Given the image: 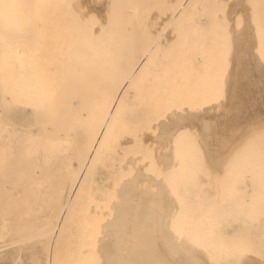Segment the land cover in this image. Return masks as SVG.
<instances>
[{
	"label": "rangeland",
	"instance_id": "1",
	"mask_svg": "<svg viewBox=\"0 0 264 264\" xmlns=\"http://www.w3.org/2000/svg\"><path fill=\"white\" fill-rule=\"evenodd\" d=\"M6 1L4 0V2H6ZM10 1H12V0H10ZM15 1L16 0H14L12 3H14ZM17 1L20 2L22 0H17ZM25 1L27 3L31 4L35 0H25ZM44 1L45 0H43L42 2H44ZM48 1L53 2V0H48ZM96 1H97V3H95ZM96 1L95 0H92V1L91 0H88V1L87 0L86 1L85 0L84 1L83 0L82 1H80V0L79 1L69 0V2H68V0L67 1L61 0L60 2L63 4L66 2L70 4L72 2L71 4L74 5V8H73L74 10L73 9L72 10L78 11L80 13V16H83L85 20L88 18L87 19L88 21L86 20V22H89L90 24L92 22L99 21V20L107 22V24H108V25L106 24V30L107 31H105L106 34H104V36L107 35L109 42L107 41V37L106 38L103 37L105 42L106 41L107 42H106V46H105L104 52H103L104 56L102 55L103 58L102 57L101 58L104 59V61L107 60L105 62V65L107 68H109V67L111 68L109 78L114 74L113 68L121 67L125 63V61L127 60L126 58H128V59L134 58L135 60L136 59H142V60L145 59L144 63H146L147 66L145 65L144 68L142 69V71H140L139 73H137L135 75V77H133V86H135V88H133V87L131 88L132 90L130 91V94L128 97L129 101H127V103L125 104L124 109H123L121 115L119 116V119L117 120L116 124L113 126L112 132L109 133L107 139L105 140V143L101 149L100 157H99L98 161L95 163V165L93 167L94 169H92L91 174L89 175V179L87 182L88 184H87L86 188L84 189L82 196L79 198V201H77L74 204L73 209H72L73 213L71 214V217L67 221L65 228H64V231L59 236L58 241L55 240V239H57L56 238V232H57L56 224H57V221L58 220L61 221L64 214H66L68 207H69L67 204V201L70 198V195L72 194V192L70 189L66 188L62 194L63 196L58 199L59 201L57 200L58 206H56L57 201H55V196H53V195L55 194L56 183L59 182L60 180H62L63 177L65 176V171L67 168L66 167V159L64 157H61V156L58 157V155H57L55 157V159L53 157V160L50 158L51 161L49 162L50 159L48 157L50 156V150L47 147H45L46 144L45 145L42 144V141H40L41 142L40 145L37 143V141H39V139L40 140L42 139L40 137V135L41 134H42V136L44 135V129L41 126L42 125V119H41L40 115L34 113V111L32 110L31 107H11V108L4 110V112L7 116V119L11 124V126L7 125V126L1 128V130H0V133L2 132L1 135L3 136V137L0 136V140H2V141H0V146H5L9 151V156L6 158L5 162H8L10 164H7L8 165L7 166V165H4V163H5L4 162L3 165L0 166V173L2 171V174L0 175V180L5 178L4 180H1V181L2 182L6 181V183H4V184H6V186L4 185L5 189H7L6 192L9 191V188H10L9 186H7V181H11L12 178L14 181L17 179L21 180V179L17 178L18 176L12 177V175H8V173L12 174L14 172L13 170H11V172H8V170L10 171V168L13 167L12 165H15V162L18 161L17 160L18 157H19V159H22V158L26 159L27 158V161H29L28 163L30 165H32V163H33V165L37 163V165L40 168H38L34 173H32L31 171L30 172L27 171L28 169L26 170L27 173L25 175L31 173L27 176H30V175L31 176L33 175V176L30 179L28 177L29 181L26 180L27 177L25 175L24 176L26 178L22 177L23 180L20 181L19 183H20V185H22L23 189L20 186H18L19 184L16 185L17 183L12 182L15 184V188L13 187V190L16 189V187L18 186L17 190H14L15 192H11V191H13L12 187L10 188L11 191H9L11 193L10 197L13 194H14L13 197L14 198L16 197V199H13L14 204L12 201H10V197H8L9 199L7 198V195H6V199L8 201H5V198H4L5 195H3V189L4 188L0 187L1 188L0 212L2 211L0 213L1 214L0 215V233H1L0 234V238H1L0 239V264H95L96 258H98V260H99L96 262L100 263V259H102L101 256L103 254L98 251L99 252L98 256L100 255L101 258L98 257L96 254L98 249H94V251L92 250L93 252L92 251L91 252L86 251L89 254H85L86 252L83 251V248H80L83 245V243H82L81 234L79 233V222L77 220L76 211L79 210L81 206H86L87 204L92 205V203L95 204L97 201L92 202V200L95 199V200L99 201V199H101L102 197L109 198V199H111V201L118 202L120 199L122 201V197L120 195L119 188L120 189L122 188V184H123L122 182H124V179L126 180L129 176L132 175V173L130 175V172H129L128 176L126 174V178H125V173H127L128 171L121 170V166H122V164L125 163V160H127L128 156L129 157L131 156L132 158L135 157V159H137L138 157H139V159L141 158L140 160L139 159L136 160L135 163L138 165L140 164V166H136V167H138V168L143 167V169L142 168L141 169H142V171H144L146 169L144 172L145 175L149 174L146 177L149 180L146 179L144 181V179L140 180L142 178H139V180L142 182L138 181L137 184L138 185L140 184L141 185L140 187L142 189H140V187H137V184H136V187L139 188V190L137 189V191L139 193H135V195L136 194H138V196L145 195L148 198L147 201H148V203H150L149 207H151V209H150L151 213H152V210H154L153 213H155V212L157 213L160 211L159 210L161 207L160 203H162L161 202L162 200L164 201V199H165V198H163L164 195H165L164 197H166V198H168L171 195V197L174 199H171V197H170L169 200L170 199L174 200L177 204V209H176L177 212L173 216L170 215L169 216L170 218L165 217L166 218V223H165L166 227L163 226L164 231H165V228H166V230H167V228H168V230H170L169 228H171L172 230H174L175 228L181 229L185 225H187L188 227H191V230H192L191 232L193 235H195V240L200 241L203 244H206L207 242H209V245H210L209 248L206 249L205 247L199 246V247H197V249L200 248V250H202V251L205 249L209 251V253L211 255L210 261L215 262V263L211 262V264H220L222 262H223L222 264H237V263L238 264H244L245 262L246 263L248 262L247 264H255V263L256 264H264V171H263L264 170V120H263L264 118L262 119L263 122L258 121L259 119H260V121H262L261 117H264V115L263 116L261 115V113H264V111H262V109H264V106L262 104H264V103H261L263 100V97H264V94H263L264 93V49H263L264 48V0H220L222 2V4L219 0H216V1L215 0H195V1L194 0H191V1H189V0L188 1L187 0H177L176 1L175 0V2H173L174 0H170V1L169 0H143V1L142 0H127V1L126 0H108L109 2H107V0H101V2H98V0H96ZM104 1H105V3L103 4L102 2H104ZM110 1H111V3H110ZM135 1H136V3L134 5ZM88 2H90V3H88ZM166 2H167V4H166ZM168 2H170L171 4H169ZM184 2H185V4L192 2L191 5L189 3L188 7H190V8H187V11L184 13V16H182L181 18L176 19L174 21L168 22L167 18L171 14V11L172 10L178 11L180 7L185 6ZM196 2H200V3H196ZM217 2H219V3H217ZM93 3H95V4H93ZM108 3H110V4H108ZM195 3L197 4V7H196ZM213 3L215 6L213 5ZM88 4H90V6ZM101 4L104 6V7L102 6L103 8L101 7ZM106 4H108V5H106ZM79 5H81V6H79ZM91 5L92 6L94 5L93 8H97V11H96V9L95 10L93 8L91 9V7H92ZM96 5H97V7H96ZM98 5L100 6V8L103 11H106L108 6H109L108 10L111 7L110 8L111 11L107 10L109 17L106 14L107 12L100 11L101 9L98 7ZM131 5L132 6L134 5V7L136 6V8H134V7L132 8ZM237 5H238V7H237ZM88 6L90 8H88ZM81 8L84 11L80 10ZM137 9H138V12L136 11ZM168 9H171V11ZM202 9H203V11H202ZM89 10H90V12H89ZM98 10H99V14H101L100 16H98L99 14H97ZM148 10H149V12H148ZM112 11H114V12L117 11V13L112 14L111 13ZM142 11H143V13H142ZM167 11H169V12H167ZM173 11H172V13H173ZM128 12H129V16L127 15ZM234 12H236V13L234 14ZM89 13H90V15L93 14V15H91L92 18L91 17L89 18V16H90ZM191 14H192V16H191ZM106 16H107V18H109L108 20H107ZM113 16H115V17L113 18ZM120 16L122 18H120ZM189 16H191V17L189 18ZM216 16H218L217 19H216ZM93 17H95V20L93 19ZM96 17H98V18H96ZM110 17H112L113 20ZM160 18H161V20H160ZM89 19L91 21L92 20L93 21L90 22ZM230 19H232V20H230ZM109 20L111 22H109ZM154 20H156V21H154ZM113 21H114V23H112ZM121 21H122V23H121ZM126 22H127V24H124ZM155 22H156V24H155ZM166 22H168L167 23L168 25H166ZM152 23H153L154 27H153V25H149ZM109 24H111V25H109ZM120 24H121V26H120ZM116 25H118V27ZM164 26L165 27L168 26L169 32H167V33L169 35H167V33H166L167 29L165 30V35H164V30H162V27H163V29H165ZM187 26H189V27H187ZM108 27H110V29H108ZM177 27H178V30H177ZM116 29H118L119 31ZM121 30H123V31H121ZM123 32H124V34H123ZM110 35H111V37H110ZM115 35H116V38H115ZM167 37H169V39ZM117 38H118V40H117ZM113 39H114V41L112 42ZM149 39H150V41H149ZM174 39H177V40H174ZM164 40H166V41H164ZM170 41H173V43H175V44L173 45L172 42L170 44ZM113 44H115V46H113ZM153 45H154V47H153ZM151 46H152V48H151ZM150 50H151V52H150ZM124 51H125V53H123ZM256 51H257V53H256ZM148 52L151 53L150 54L151 58L149 57L150 59L145 57L146 56L145 53L148 54ZM126 55H128V56H126ZM143 55H144V57H143ZM258 55H259V57H258ZM121 57H122V59H121ZM262 57H263V59H262ZM108 58H109V61H108ZM169 58H171V60L167 61V59H169ZM148 60H150L151 62L149 63ZM162 60H164V61H162ZM170 62L173 63V65H171ZM110 63H111V65H110ZM184 63H185V65H184ZM169 64L171 66H169ZM183 69H189V70L185 71ZM187 71H189L188 75H187ZM142 76H143V79H142ZM238 79L240 80L239 83L243 84L242 88L244 91L243 95H242L244 102L242 101L241 103L236 102L237 101L236 96H237V91H238V89H237V80ZM138 80L139 81L142 80V81H140L141 83H139ZM177 83H180V84H178L180 87H177V85H176ZM193 83H194V85H193ZM169 85H171V86H169ZM191 85H193V86L191 87ZM183 86H187V87H183ZM191 88H192L194 93L191 91ZM134 89H136L135 93H137V91H139L141 89V91H140L141 94L137 93V95H134V97H133L132 95L134 94V91H133ZM186 90H189V93L191 91L193 93V96L187 95ZM210 91H214L216 93L215 101H217V102L213 101L214 102L213 103L214 105H212L213 109H211V107H205V106L202 107L201 106L203 103V99H204L203 96L208 94ZM175 93L180 95V98H181V96H183L181 99L179 98L180 101L178 100L179 101L178 103L180 105L182 103H184L185 107L183 106L181 108V106H178V107L173 108V107H170L169 105H166L165 107L157 106V105H159V104H156V101L158 99L165 97V95L169 96V95L175 94ZM148 94H149V96H148ZM139 95H140V97H139ZM143 96H145V97H143ZM195 96H197V97H195ZM132 97H133V100H132ZM185 97H187V98L190 97V98L185 99ZM145 98H147V99H145ZM188 101H189V103H188ZM215 105L217 107H214ZM129 107H131V108H129ZM132 108H133V110H132ZM176 108H177V110H178V108L179 109L181 108L180 110H178V112L180 111V112H184V113L179 114L178 112H175V114H174L173 109L176 110ZM188 108H189V110L193 108L190 111V113L193 112V113H191V115L187 111H184V110H187ZM207 108H210V109H207ZM204 109H206V111H204ZM207 110L210 111L209 112L210 114H211V112L213 113L212 116H214V117L210 116L212 118V120L210 117L208 119L206 118V120L200 118V116L203 117L202 114L204 112H207ZM171 111H173V113H171ZM185 112H187V113H185ZM201 112H202V114H199ZM167 113L170 116L173 114V116H171L172 120ZM194 113H195V115H193ZM215 113H216V115H215ZM163 114L165 115V117L169 116L170 119H167L168 117L165 118ZM175 115H178V116L175 117ZM182 115L184 118L186 117L185 120H184V118L181 117ZM192 115L194 117L197 115L196 117L197 118L199 117L201 120L198 118L199 121L197 119H195V122H194V120H193L194 117H192V119L189 120V118H191ZM260 115H261V117H260ZM173 117H175V118H173ZM180 118L182 119V121L184 120L183 121L184 123L180 122L181 121ZM147 119L149 120V122ZM173 119H175L174 120L176 122L175 124H173L174 123ZM248 119H250V121H247ZM139 120H141V122H139ZM152 120H155V121L152 122ZM164 120L167 121V124ZM169 120H171V121H169ZM177 120H180L178 122L183 124V126L184 125L187 126L188 123L191 124L193 122V125L191 124L190 126H187L186 128L187 129L191 128L192 132L195 131V133L194 132L192 133L191 130L190 131L186 130L185 126H184L185 130H184L183 126L178 124ZM187 120H189L191 123L188 122ZM202 120H203V122H202ZM163 121H164V123H163ZM185 121H187V122H185ZM246 121L252 127H250L248 124H246L247 123ZM254 122H256V123L253 125L252 123H254ZM150 123H151V125H150ZM161 124L163 125V128H161L162 127ZM177 124H178L177 127L182 126V129L184 131H181V128H178V129L175 128L176 134L179 131L183 132L182 135H184L185 131H186V133L189 131L191 133L190 135L193 134L191 136L190 140L186 139V141H187V143H189L188 141H191V143L192 142L194 143V140H195V144L192 143L195 147L194 148L195 152H194V150L191 152V149L193 148V147H191L192 146L191 143L189 144V145H191L190 148L187 146L190 150L185 147L186 141L184 138L181 139L179 137V139L181 140V142L183 144H181L180 142L177 143V147H179L178 149H180V146H178L179 144L182 146L184 145V148L187 149L186 153L187 152L192 153L191 156H189V153H187L185 155L183 152H181L182 149L185 150L182 146H181L182 149L180 150V152L177 151V153H174V150H173L174 147H171V145H170L171 143L173 144L174 142L180 141V140H177V137L179 135L181 136V133H179V135L177 134L178 135L177 137L175 135L176 141H174L175 140L174 139L172 142L173 138L171 137V135L174 137V134H175L174 133L175 131L174 130L172 131L171 129H173V126L177 125ZM133 125H135V126H133ZM170 125L171 126L173 125L171 127V129L168 127ZM39 126H41V127H39ZM192 126H193V129H192ZM247 126L250 127V129H248ZM166 127H168L169 129ZM246 127L249 131L246 129ZM21 128H23V129H21ZM30 128H33L34 130L32 129L33 131L31 132ZM138 128H139V130H138ZM38 129H40V130H38ZM150 129H152V132H154V135L152 132H150L151 131ZM36 130H37L38 134L42 132L39 135V139L37 138L38 136H37ZM145 130H146V133H145ZM26 131H29V134L26 133ZM148 131H149V133H148L149 136L147 135ZM34 133H36L35 136H37V137L33 138V137H31V135L34 136ZM5 134H7V135H5ZM144 134L148 136L147 137L148 140H146V143L148 144L147 146H146V143L144 144V137H146V136H144ZM155 134L157 136L156 137L157 139L155 138ZM151 135L153 136L152 138L150 137ZM186 136L188 137L189 135L186 134L185 137ZM193 136H194V138H193ZM138 137H139V139H138ZM149 137L151 139H153L154 141L157 140L159 142V140H160L159 143L156 142L157 145H154V147L159 146V148L157 147L158 149L154 150L155 148L152 147L151 145L155 144V142H153ZM170 137H171V139H170ZM128 138H131L133 140V143H132L133 145L131 144L127 147L122 146V142H124ZM31 139L32 140L34 139V140L32 141ZM149 139H150V142H153L152 144H149ZM35 140H37L36 143L34 142ZM166 140H170V141L169 142L167 141L166 145H167V143H168V145L164 146ZM135 141H136V143H135ZM161 143L162 144L164 143V144L161 146V145H159ZM175 145H173V146H175ZM227 145H229V147H231V149ZM163 146H164V148H163ZM226 146H227V148H226ZM25 147H26V149H25ZM42 147L47 148L48 152ZM160 147H162V148L160 149ZM166 147L167 148L169 147V148L167 149ZM224 147L229 151H227V152L224 151V150H226ZM20 148H22V150L23 149H25V150L20 151ZM213 148H214V150H213ZM150 149H153L151 152L153 154V156L150 154ZM166 149H167V152H165ZM218 149L221 152L222 151L226 152L225 156H227V157L224 156L223 152L221 155V153L218 151ZM220 149H223V150H220ZM43 150L45 151L44 154H46V152H47L48 157L46 155H43V152H44ZM168 150H170V153L172 152V156L174 154H176V156H174V157L177 158L178 163L181 159H183L184 161L186 159H189L188 161L186 160V163L189 164L188 165L189 167L186 166V168H188V169L192 166L193 159L195 160V158L199 156L194 161V163H197V164L195 165L193 163V165H195V175L194 176H196V173H200V175H202V174L205 175L206 173L209 172L208 174L210 175V177L208 179L213 178V180H209V185H210V181H217V180L219 181V179H221V178H222L221 180L224 182L223 179L225 177L223 178V175H227V174H225V168H226V170H227V168H229L228 169V176L229 177H228V179H227V177L225 178L226 182H224V184L222 183V181H220L221 182L219 184L220 186H218V184L216 182H214V183H216V186H218L216 189L217 191L221 190V187L222 188L224 187L222 190H224L225 192L224 191H218V193H217V191L214 189V188H216V186L214 187V185H215L214 183H212V185H210V187L212 186L211 188H213L212 191H210L211 188L209 187V185H207L206 189H203V188H205V187L202 188L203 184L205 185L206 184L205 182L208 183V180H205V179H207V177L204 179L201 176H199V174H198V176L200 178H198L196 176L198 179H201V180H199V183L197 181L198 179L195 177V186L193 185L190 187H186V185H184L185 183H183V181H181V179L179 181L177 180V178L182 177L183 173L180 172L181 174L176 175V173H177L176 172L175 174H171L172 171L170 169H167V164H169L170 162L172 163V161H167L166 159H164V158H167L164 156L166 153L169 152ZM218 152H219V154H218ZM251 152H252V154H251ZM162 153H163V157L161 156ZM211 153H213L212 155H214V154L215 155L211 156ZM20 154H21V157L23 154L25 156H23L21 158ZM193 154L196 156H194ZM217 154L220 156V157H217V161L219 160L220 165L218 163H216V161L214 160L216 158ZM149 155H151V156H149ZM166 155L168 156V154H166ZM178 155H179V157H178ZM181 155L182 156L185 155V157H182ZM14 156H15V158H14ZM45 156L48 160V163H47V161H45L46 160ZM169 156H171V155H169ZM158 157L160 158V160ZM209 157H211V159H209ZM213 157H214V159H212ZM221 157L223 158L224 161L222 159H219ZM161 158L164 159V161L161 160ZM25 159H24V161H26ZM144 159L146 161V165H147V163H149L147 166L144 163L145 162ZM157 159L159 160L158 161L159 163L157 162L158 164L156 163ZM178 159H180V160H178ZM43 160H44V162H43ZM190 160H192V161H190ZM209 160H211L213 162H211ZM160 161L161 162L163 161L162 166L164 165V167L166 168L165 170L163 169L162 166L158 167L159 164L161 165ZM220 161H222L224 163V164L222 163L224 165V167H221ZM12 162L14 164H12ZM40 162L43 164L47 163L46 166L48 165V167L43 169L42 168L43 166H42V164H40ZM165 162H166V165L164 164ZM209 162H211V163L209 164ZM45 164H44V166H45ZM156 164H157V166H156ZM208 164L210 166H211V164H214V167H215V165L218 164L216 166L218 168L217 169L215 168L216 169L215 171L217 172L219 167H221L220 168L221 170L219 169L217 174H216V172L213 171L214 167L213 166L209 167ZM9 165H11V166L9 167ZM198 165H199V168H198ZM239 165L241 166V168ZM3 166H6V169L5 168L2 169ZM200 166H201V168L203 167L202 168V171H203L202 174H201L202 171L200 170L201 169ZM233 166H234V168H233ZM244 166L246 169L243 168ZM249 166H250V168H249ZM14 167H13V169L16 170L15 171L16 174H13V175H17V173H18L17 170H19V169L18 168L15 169L16 167L15 168ZM157 167L161 171L160 175L162 174V172H163V174L165 173L164 175L162 174L164 177L162 175H161V177H159V178L163 177V179H161L163 183L158 178V176H160V175L157 176V174H159V171L158 172L156 171ZM210 168H211V170L213 169L212 170L213 173H211L212 171H210ZM136 169L134 170V172L136 171ZM161 169H163L165 172ZM241 169H244V172ZM42 170H44L46 173ZM177 171H178V169H177ZM183 171L186 172L185 168ZM38 172L39 173L41 172V174H39ZM153 172H154V174L152 175ZM156 172H157V174H156ZM42 173H43V175H42ZM218 174L220 175V177L218 176L217 177L218 179H217L216 175H218ZM253 174H254V177L257 179V181L253 179ZM3 175H5L4 178H3ZM151 175L153 177H155V178L152 177L153 180L155 179L154 181L150 180ZM165 175H166V177H165ZM178 175H179V177H178ZM245 175H246V177H245ZM149 176H150V178H149ZM238 176L241 177L242 179L239 178L240 179L239 180L237 178ZM33 177H34V182L30 183L31 181H33L32 180ZM14 178H17V179H14ZM156 178H158L159 180ZM214 178H216V179L214 180ZM6 179H8V180H6ZM18 180H17V182H18ZM157 180H158V182H156ZM147 181H148V183H147L148 186L152 185V187H150V189H152V192H153V189L155 190V187H154L155 184L158 185L159 182L162 183L160 186L159 185L156 186V189H157V187L159 188V189H157L159 192L155 191V192H157L156 195H154L155 192L153 194L151 193V190H149V187H146ZM2 182H0L1 185H2ZM108 182H112V186H111L110 190L107 189L105 186V185H107L106 183H108ZM168 182H169V185H168L167 189L169 188L168 189L169 192L166 191L167 189L165 190L164 187H162V185H164L166 188ZM172 182L174 185L172 184ZM252 182H253V184H251ZM141 183H144V184H141ZM8 184H9V182H8ZM10 184H11V182H10ZM14 184H12V186H14ZM201 184H202V186H201ZM32 185H33V187H30ZM113 186H115V187H113ZM172 186L174 188H172ZM200 186H201V189H200ZM25 187H27L28 190H27V188L25 189ZM160 187H161V190H160ZM175 187H176V189H175ZM218 188H220V189H218ZM5 189H4V192H5ZM22 190H23V193H22ZM142 190L144 192H142ZM205 190H206V192H205ZM24 191H25L26 195L24 194ZM164 191L166 192V194H163ZM200 191H201V193H200ZM171 192L172 193L174 192L173 193L174 195H172ZM203 192H205V193L208 192V193L205 195V193H203ZM213 192H214V194L217 193L216 197H215L218 200V201L216 200L217 202L212 199L214 197V196H211V195H214ZM220 192L223 195H221ZM245 192H246V196H248V195L249 196L244 198ZM16 193H17V195H16ZM20 193L23 194V195H21V198H20ZM158 193H161V194H159V196H158ZM219 194H220V198H218ZM231 194L233 195L232 198H231ZM238 194L240 197L238 196ZM209 195L212 198H210ZM234 195H236V196H234ZM251 195L253 197H251ZM118 196L120 197V199ZM157 196H158V198H157ZM205 196H207V198H204ZM136 197H137V195H136ZM154 197H156L157 199ZM49 198H50V200H49ZM115 198H117L118 201ZM161 198H162V200H161ZM236 198H237V200H236ZM150 199L153 200V202H155V207L152 206L153 202ZM158 199H159V201H158ZM208 199H210L211 201ZM238 199L240 202L238 201ZM11 200H12V197H11ZM121 201H119V202H121ZM209 204H211V205H209ZM88 205H87V207H88ZM207 205H209V206H207ZM236 205H237V207H236ZM4 206H6L7 208L5 209ZM17 206L20 209L19 208L17 209ZM244 206L249 207V208H246L247 211H246ZM208 207H211V209ZM212 207H213L214 211H213ZM63 208L65 209V211L63 210ZM179 208L183 211L178 212V210H180ZM242 208H244V211L240 210ZM1 209H3L4 211ZM206 209H208V210H206ZM5 210H6V214H5ZM60 211H62V212H60ZM209 211H211V212H209ZM18 212L20 214H18ZM59 212H60V214H59ZM206 212H208V213H206ZM213 213H214V215H213ZM175 215H177V216H175ZM206 215H208V216H206ZM165 218H164V220H165ZM225 218H227V219H225ZM23 219H26L27 222H25V220H23ZM53 219L55 220V222ZM170 219H171V222H170ZM210 219H212V220H210ZM15 220L17 222H15ZM28 220H30V221H28ZM164 220H163V225H164ZM175 220H176V222H174ZM206 220H208V221H206ZM51 222H53L54 224L53 223L51 224ZM168 222H169V225L167 224ZM183 222H185L184 223L185 225L183 224ZM7 224H8V226H7ZM11 224H13V226ZM173 224H175L176 226ZM9 225H11V226H9ZM168 226H170V227H168ZM43 228H45V229H43ZM51 229H53V230L55 229L54 230L55 232ZM7 231H9V232H7ZM50 231H51V233H50ZM53 232H54L55 238L53 237ZM165 232L167 233V235H169L170 231H168V232L165 231ZM156 233H158V235L156 234L157 236H160L159 232H156ZM170 233H171V236L175 233H176V235H179V233L175 232V231H173V233L171 231ZM46 234H48V235L46 236ZM130 234H132L131 236H133L132 243H134V238H135L134 237L135 236L134 231L131 232ZM161 234L165 235V233H161ZM4 235L6 238L4 237ZM43 235H45L46 238ZM154 235H155V233H154ZM39 236H41V237H39ZM34 239H36V240H34ZM24 240L26 241V243ZM53 240L55 242L56 241L57 242L55 243V242H53ZM51 241L53 242L54 245L51 243ZM21 242H23V243H21ZM57 247H58V249H57ZM148 251H149V249L148 250L144 249V251L142 250V252H144V253H147ZM51 252H53V253H51ZM124 252H126V254H128L127 251H124ZM85 255H86V257H84ZM133 256L134 255L131 253H129V255H128L129 259H132ZM51 257H52V259H51ZM68 257H69V259H68ZM146 257H147V255H146ZM244 258L246 261L243 260ZM48 259H50V260L48 261ZM16 260H18V261L16 262ZM92 261H93V263H92ZM210 261H207L208 264H210ZM217 261H219V263H217ZM237 261H239V262H237ZM254 261H256V262H254ZM101 262L103 264V259L101 260ZM241 262H243V263H241Z\"/></svg>",
	"mask_w": 264,
	"mask_h": 264
},
{
	"label": "bare ground",
	"instance_id": "2",
	"mask_svg": "<svg viewBox=\"0 0 264 264\" xmlns=\"http://www.w3.org/2000/svg\"><path fill=\"white\" fill-rule=\"evenodd\" d=\"M13 1L14 0H12V1L7 0L6 2H4V0H0V130H1V128L5 127L7 125L11 126V124L8 121L7 116H6L5 112H4L5 109L11 108V107H31L32 110L34 111V113H36V114L41 116V119H42V125L41 126L44 129V135L43 136L41 134L42 132L38 134L37 130H36V132H37V136L38 137L35 136L36 133H34V136H32L30 134L31 137H33V138L37 137L38 139H39V135L41 134L40 137L42 139L41 140L39 139V141L35 140L34 142L36 143V141H37V143L40 145L41 144L40 141H42L43 145L46 144L45 147H47L50 150V156L49 157L47 156L48 149L45 148V147H42V148H44L47 152H46V154H44L45 151L43 150L44 151L43 155H46L49 159L51 158L53 160V157L55 159V157L57 155H58V157L61 156V157H64L66 159V167L68 169L66 168L65 176L63 177V179L56 183L55 194L53 195V196H55V201H57L60 197L63 196L62 194H63V192H64V190L66 188L70 189L71 192H72V194L70 195V198L67 201V204L69 206L68 210H67L66 214H64V216L61 219V221L58 220L57 224H56V228H57L56 238L57 239H55V240L58 241L59 236L64 231V228H65V225H66L67 221L69 220V218L71 217V214L73 213L72 209H73L74 204L77 201H79V198L82 196V194L84 192V189L86 188V186L88 184L87 182H88V179H89V175L91 174L92 169H94L93 167H94L95 163L98 161V159L100 157L101 149H102V147H103V145L105 143V140L107 139L109 133L112 132L113 126L116 124L117 120L119 119V116L121 115L125 104L127 103V101H129L128 97H129L130 91L132 90L131 88L132 87L135 88V86H133V77H135V75L137 73L142 71V69L144 68L146 63H144L145 59H143V60L142 59H136L135 60L134 58H131V59L126 58L127 59L126 61L123 59L125 61V63L121 67L113 68L114 74L109 78V74H110L111 68L110 67H109L110 69L107 68L106 65H105V62L107 60L104 61V59H102L103 58L102 55L104 54L103 53L104 52V48L106 46V42L108 41L107 35L104 36V34H106L105 31H107L106 30L107 22L100 21L99 19H98L99 21H95V22H92L93 20L91 21L89 19L90 22H92L91 24L89 22H86V20L88 18L85 20L83 16H80V13L78 11H76V10L73 11L74 10L73 9L74 5L71 4L72 2L70 4L67 3V2L63 4V3L60 2L61 0L60 1L59 0H53V2L48 1V0H45L44 2H42L43 0H35L33 3L30 4V3H27L25 0H22L20 2H18L16 0L17 2L15 1L14 3H12ZM77 1H79V0H77ZM80 1H82V0H80ZM189 1H191V0H189ZM68 2H69V0H68ZM98 2H101V0L100 1L98 0ZM107 2H109V1L107 0ZM173 2H175V0ZM88 3H90V2H88ZM95 3H97V1ZM95 3H93V4H95ZM102 3L104 4L105 1L102 2ZM110 3H111V1H110ZM110 3H108V4H110ZM135 3H136V1L134 2V5H135ZM168 3L171 4L170 2H168ZM189 3L191 5L192 2H189ZM189 3L185 4V2H184L185 6H182L180 8L178 7L179 10L178 11L176 10L177 12L175 10H174L175 12L172 10L173 11V13H172L171 9H168V10L171 11V14L167 18L168 19L167 21L171 22V21H174V20L179 19L182 16H184V13L187 11V8H190V7H188ZM196 3H200V2H196ZM217 3H219V2H217ZM108 4H106V5H108ZM166 4H167V2H166ZM221 4H222V2H221ZM88 5L90 6V4H88ZM134 5L133 6L131 5V7L133 8ZM213 5H214V3H213ZM79 6H81V5H79ZM89 6H88V8H90ZM93 6L91 7V9L93 8ZM102 6L103 5L101 4V7ZM96 7H97V5H96ZM98 7L100 8L99 5H98ZM108 7H107V10H108ZM196 7H197V4H196ZM237 7H238V5H237ZM110 8H109V10L111 11ZM134 8H136V6ZM93 9L94 10L96 9V11H97V8H93ZM80 10L84 11L82 8ZM90 10H89V12H90ZM107 10L103 11L101 9L100 11L107 12ZM136 11L138 12V9ZM202 11H203V9H202ZM148 12H149V10H148ZM167 12H169V11H167ZM111 13L112 14L113 13H117V11L116 12L112 11ZM142 13H143V11H142ZM235 13L236 12H234V14ZM97 14H99V10H98ZM106 14L108 15V12ZM89 15H90V13H89ZM91 15H93V14H91ZM91 15L89 16V18L91 17ZM100 15L101 14H99L98 16H100ZM127 15L129 16V12H128ZM191 16H192V14H191ZM191 16H189V18ZM108 17H109V15H108ZM114 17L115 16H113V18ZM217 17L218 16H216V19H217ZM96 18H98V17H96ZM106 18H107V16H106ZM110 18L112 19V17H110ZM120 18H122V17L120 16ZM93 19L95 20V17H93ZM108 19L109 18H107V20ZM160 20H161V18H160ZM230 20H232V19H230ZM114 21L112 23H114ZM154 21H156V20H154ZM109 22H111V21L109 20ZM127 22L124 23V24H127ZM168 22H166V25H168L167 24ZM121 23H122V21H121ZM155 24H156V22H155ZM109 25H111V24H109ZM149 25H153V23L149 24ZM116 26L118 27V25H116ZM120 26H121V24H120ZM153 27H154V25H153ZM187 27H189V26H187ZM108 29H110V27H108ZM166 29H167L166 33L169 32L168 31L169 30L168 26H166L165 29H163V27H162V30H164V35H165V30ZM116 30H118V29H116ZM177 30H178V27H177ZM121 31H123V30H121ZM123 34H124V32H123ZM167 35H169V34L167 33ZM103 37L104 38L107 37V41L106 42L103 39ZM110 37H111V35H110ZM115 38H116V35H115ZM167 38L169 39V37H167ZM117 40H118V38H117ZM174 40H177V39H174ZM113 41H114V39L112 40V42ZM149 41H150V39H149ZM164 41H166V40H164ZM171 42L173 43V41H170V44H171ZM174 44L175 43H173V45ZM154 45H153V47H154ZM113 46H115V44H113ZM151 48H152V46H151ZM150 52H151V50H150ZM123 53H125V51ZM256 53H257V51H256ZM145 54H146L145 57L149 58L151 53L148 52V54L147 53H145ZM126 56H128V55H126ZM143 57H144V55H143ZM258 57H259V55H258ZM121 59H122V57H121ZM262 59H263V57H262ZM169 60H171V58L167 59V61H169ZM108 61H109V58H108ZM148 61H149V63L151 62L150 60H148ZM162 61H164V60H162ZM110 65H111V63H110ZM171 65H173V63H171ZM171 65L169 64V66H171ZM184 65H185V63H184ZM183 70L186 71V70H189V69H183ZM188 73H189V71H187V75H188ZM142 79H143V76H142ZM140 81H142V80H140ZM140 81H139V83H141ZM239 82H240V80L238 79L237 80V89H238V91H237V96H236V98H237L236 102H240L241 103L242 101L244 102V99L242 98V95H243L244 91H243V88H242L243 84H240ZM178 84H180V83L176 84L177 87H180ZM193 85H194V83H193ZM193 85H191V87ZM169 86H171V85H169ZM183 87H187V86H183ZM136 89L133 90L134 91V94L132 95L133 97H134V95H137V93L141 94V92H140L141 89L140 90L138 89L139 91H137V93H135ZM191 91L193 92L192 88H191ZM191 91L189 93V90H186L187 95L193 96L194 92L192 93ZM148 96H149V94H148ZM133 97H132V100H133ZM139 97H140V95H139ZM143 97H145V96H143ZM182 97L183 96H181V98ZM195 97H197V96H195ZM179 98H180V95H178L177 93L171 94L169 96L165 95V97H162V98L158 99L156 101V104H159V105H157L159 107H165L166 105H169L170 107H173V108L178 107V106H181V108L183 106L185 107L184 103H182L183 105L182 104L180 105L178 103L180 101ZM186 98L187 97H185V99ZM189 98H187V99H189ZM203 98H202L203 99V103H202L201 106L202 107L203 106L211 107V109H213L212 105H214L213 101H215L216 93L214 91H210L208 94L204 95ZM145 99H147V98H145ZM189 101H188V103H189ZM215 102H217V101H215ZM261 103H264V97H263V100H262ZM262 105L264 106V104H262ZM214 107H217V106L215 105ZM129 108H131V107H129ZM180 109L178 108V110H180ZM192 109L189 110V108H188L187 110H184V111H187L188 113H190V111ZM207 109H210V108H207ZM132 110H133V108H132ZM176 110H177V108H176ZM176 110L173 109L174 114H175V112H178V110L177 111ZM173 111H171V113H173ZM204 111H206V109H204ZM262 111H264V109H262ZM187 112H185V113H187ZM209 112L210 111L207 110V112H204L205 114L204 113L202 114V112L199 113V114H202L203 117H201L199 114L198 115L200 116V118L206 120V118L208 119L213 114L212 112H211V114ZM178 113L182 114L184 112H180L179 111ZM191 113H193V112H191ZM191 113H190V115H191ZM193 115H195V113ZM193 115L191 116V118H189V120L192 119V117H194ZM215 115H216V113H215ZM261 115L263 116L264 113H261ZM261 115H260V117H261ZM169 116H166V117H168L167 119H170L171 116H173V114L170 116V118H169ZM177 116L178 115H175V117H177ZM196 116L193 119L194 122H195V119H197L198 121L200 119L199 117H198L199 118L198 119ZM164 117H165V115H164ZM175 117H173V118H175ZM181 117L184 118L183 115ZM212 117H214V116H212ZM185 118H184V120H185ZM263 118L264 117H261V120ZM155 120H152V122L155 121ZM171 120H172V118H171ZM171 120H169V121H171ZM174 120L175 119H173V121ZM189 120H187V121L190 122ZM211 120H212V118H211ZM263 120L260 121V119H259L258 121L259 122H263ZM164 121H163V123H164ZM178 121H180V120H177V122ZM183 121L181 119L180 122L184 123ZM187 121H185V122H187ZM247 121H250V119H248ZM139 122H141V120H139ZM148 122H149V120H148ZM165 122L167 124V121H165ZM202 122H203V120H202ZM256 122H254L252 124L254 125ZM175 123L176 122L174 121L173 124H175ZM181 123L178 122V124L183 126V124H181ZM178 124L174 125L175 127L172 125L173 129H171V127H172L171 125L168 126V127L172 131L173 130L175 131L178 128H181V131H184L187 126H190L191 124L193 125V122L191 124L188 123L189 125L187 124V126L184 125L185 126V128L183 126L184 130L182 129V126L181 127H177ZM246 124L249 125L248 122ZM150 125H151V123H150ZM41 126H39V127H41ZM133 126H135V125H133ZM168 127H166V128H168ZM247 127H246V129H247ZM250 127H252V126H250ZM250 127H248V129H250ZM161 128H163V125H162ZM21 129H23V128H21ZM30 129H31L30 130L31 132L34 130L33 128H30ZM192 129H193V126H192ZM38 130H40V129H38ZM138 130H139V128H138ZM150 130H151L150 132H152V129H150ZM186 130L190 131L191 128L190 129L186 128ZM189 131L187 133L185 131L184 135H182L183 132H180V131L177 132L178 135H179V133H181V136L180 135L178 136L176 134V131H175L174 132L175 133L174 137L171 135V137L173 138L172 142L177 136H178L177 140H180L179 137L181 139L184 138L185 141H186V139L190 140V138H191V136L193 134L190 135L191 133ZM191 132H192V130H191ZM193 132L195 133V131H193ZM26 133L29 134V131H26ZM145 133H146V130H145ZM148 133H149V131L147 132V135H148ZM152 133L154 135V132H152ZM1 134H2V132L0 133V136H2ZM186 134L189 135L188 137L186 136L187 138L185 137ZM5 135H7V134H5ZM147 135L144 134V136H146V137H144V144L146 143V140H148L147 137L149 135L148 136ZM175 135H176V137H175ZM194 136H193V138H194ZM150 137L152 138L153 136L151 135ZM156 137L157 136L155 134V138ZM171 137H170V139H171ZM138 139H139V137H138ZM150 139H149V144H152L153 142H155V144L151 145L152 147H154V145H157V143L160 142V140L158 142L157 140L154 141L153 139H151L153 142H150ZM0 141H2V140H0ZM167 141L169 142L170 140H166L164 146L168 145V143L166 145ZM174 141H176V139ZM179 142L181 144H183L181 142V140L178 141V142H174L176 145L174 143L170 144L171 147H174L173 148L174 153H177V151L180 152V150L182 149L181 148L182 145H180V144L178 145V146H180V149H178L179 147H177V143H179ZM188 142L189 143H187V141L185 142V144H186L185 147L187 149H189L190 146L192 145L191 147H193V148L191 149V152L193 150L195 152V149H194L195 147L193 145V144H195V140H194V143L192 142L193 144L191 143V141H188ZM132 143H133V140L131 138H128L124 142H122V146L127 147V146L131 145ZM135 143H136V141H135ZM190 143H191V145H189ZM163 144L161 143L159 145L162 146ZM147 145L148 144L146 143V146ZM173 145H175V146H173ZM164 146H163V148H164ZM227 146L229 147V145H227ZM227 146H226V148H227ZM157 147L159 148V146H156V147H154L155 148L154 150L158 149ZM182 147L184 148V145ZM161 148L162 147H160V149ZM186 148H184L185 150L182 149L183 151L181 150V152H183L185 155L187 153H189V152L186 153V151H187ZM229 148L231 149V147H229ZM25 149H26V147H25ZM25 149H23V150H25ZM167 149L165 150V152H167ZM223 149H220V150H223ZM23 150H22V148H20V151H23ZM152 150L153 149H150V154L153 156V154L151 153ZM170 150H168L169 152L166 153V154H168V156L165 154L164 157H167V158H164V159H166L167 161H172V163L170 162L169 164H167V169H170L172 171L171 174H175L176 172H177L176 175L183 173L181 178L178 175L179 178H177V180L179 181L181 179V181H183V183H185L184 185H186V187H190V186H193V185L195 186V177L196 176L198 178H200L199 176H201L204 179L207 177V179H205V180H208V183L205 182L206 186L203 183H202L203 186L201 184L202 188L205 187L203 189H206L207 185H209V180H213V178L212 179H208L210 177V175L208 174L209 172L205 174L206 176L204 174H202L203 173V171H202L203 167L201 168V166H200V168H201L200 170L202 171L201 172L202 175H200V173H196V176H194L195 175V165L197 164V163H194V161L199 156L197 155L198 157H196L195 160L193 159V163L195 165H193V163H192V166L188 169V168H186V166L189 167L188 166L189 164L186 163V160L188 161L189 159L185 158L186 159L185 161L183 159H181V160L178 159V160H180L179 163H178L177 158L174 157V156H176V154H174L172 156V152L170 153ZM213 150H214V148H213ZM218 151H219V149H218ZM224 151L227 152L229 150L226 149ZM224 151H222V152H223V154L225 156L226 152H224ZM219 152L222 155V152L221 151H219ZM219 152H218V154H219ZM191 154L192 153H189V156H191ZM212 154L213 153H211V156L215 155V154L214 155H212ZM218 154L216 155L215 159H214V157L212 159H214L216 161V163H218L220 165L219 160L217 161V157H220ZM251 154H252V152H251ZM151 155H149V156H151ZM169 155H171V156H169ZM179 155H178V157H179ZM185 155H183V156L181 155V156L185 157ZM8 156H9L8 149L5 146H0V166L3 165V163L5 162V160H6V158ZM23 156H25V155L23 154L22 157ZM46 156H45V158H46ZM161 156L163 157V153H162ZM194 156H196V155H194ZM20 157H21V154H20ZM222 157L219 158V159L223 160ZM225 157H227V156H225ZM14 158H15V156H14ZM24 159L25 158L19 159V157H18L17 160L19 162L16 161L15 165H12L13 167L14 166L16 167V168L14 167L15 169H17V168L19 169V170H17L18 171L17 175H13V174H16V172H15L16 170H14L13 167L10 168V171L8 170V172H11V170L14 171L12 174L8 173V175H12V177L13 176L14 177L18 176L17 178L21 179V180H18L17 178H14V179H17L18 182H17V180L14 181L13 178L11 179V181H7V186H9L10 188L12 187V190H13V187L15 188V184L12 183V182L17 183L16 185L19 184L18 186H20L22 188V185H20V183H19L20 181L23 180L22 177H24V178L27 177L26 180L29 181V179L33 176V175L32 176L31 175L27 176V175H29L31 173L25 175L27 173V171H29V172L31 171L32 173H34L38 168H40L37 165V163L34 164V165L32 163V165H30L28 163L29 161H27V158L25 159L27 162L24 161ZM51 159L49 160V162L51 161ZM137 159H139V157ZM137 159H135V157L132 158L131 156L130 157L128 156L127 160H125V163L122 164V166H121V170L128 171L127 173H125V178H126V174L128 176L129 172H130V175H131V173L133 175V176L131 175L132 177L129 176L126 180L124 179V182H122L123 184L120 182L122 184V188L121 189L119 188V190H120L119 192H120V195L122 197V201H121L120 197L119 196L118 197L120 199L119 201H121V202L118 201V199H117L118 197L115 198L118 202L111 201V199H109V198L102 197L101 199H99V201L95 200V199L92 200V202H96L97 201L95 204H93V203H92V205L91 204H89V205L87 204L88 207H87V205L86 206H81L80 209L76 211L77 220L79 222V233L81 234L82 243H83V245L80 248H83L84 252H86V251L91 252L92 250L94 251V249H98L96 254H97V256H98L99 252H101L103 254L101 256L102 259H103V264H208L207 261L211 260L210 259L211 255H210L209 251L206 250L210 246L209 242H207L206 244H203L200 241L195 240V235L192 234L191 227H188L187 225H185L184 224L185 222H183V224L185 226H183V228H181V229L180 228H175V229L173 228L174 230H172L171 228H169L170 230H168V228H167V230H166V228H165V231H167V232L168 231H170V232L172 231V233H173V231H175V232H178L179 235H176V233H175V234H173L171 236L170 232H169V235H167V233L164 231V227H166L165 226L166 225L165 224L166 223V218L167 217L170 218L169 217L170 215L173 216L177 212L176 211L177 204H176V202L174 200H171V199H174L170 195L172 192L169 194L170 196L168 198L164 197L165 195L163 196V198H165L164 201L161 198V200H162L161 202L162 203H160L161 204V207L159 209L160 211L157 212V213L156 212L153 213L154 210H152V213H151V211H150L151 207H149L150 203H148V201H147L148 198L145 195L138 196V194H136L137 195V197H136L135 193H139L137 191V189L139 190V188H137V187L141 186L140 184L139 185L137 184L138 181L143 180V179L145 181L146 179H148L146 177L149 175V174L145 175L144 172H145L146 169L144 171H142L143 167H141L142 169L136 167V166H140V164L138 165V164L135 163ZM164 159L161 158V160H163V161H164ZM209 159H211V157H209ZM44 160H43V162H44ZM159 160H160V158H159ZM159 160L157 159L156 163ZM45 161H47V163H48L47 158H46ZM144 161H145V159H144ZM190 161H192V160H190ZM209 161H211V160H209ZM162 162H161V165L160 164L158 165V167L162 166ZM211 162H213V161H211ZM211 162H209V164ZM220 162H221V167H224V165H223L224 163L222 161H220ZM5 163H4V165L10 164L8 162H5ZM144 163L146 165V161ZM12 164H14V163L12 162ZM40 164H42V166H43L42 168L43 169L48 167V165L46 166L45 163L44 164H45L46 167L44 166L43 163L40 162ZM148 164L149 163H147V165ZM157 164H156V166H157ZM164 164L166 165V162ZM217 165H215V167H214V164H211V166L214 167V170L212 169L214 172H216L215 170L218 168V167H216ZM10 166L11 165H9V167ZM211 166L209 165V167H211ZM158 167H157L156 171L157 172L159 171V174H157V172H156L157 176L160 175V172H161L160 169H158ZM162 167H163L164 170L166 169L164 167V165ZM221 167H219V169ZM3 168L6 169V166H3L2 169ZM184 168H185L186 172L183 171ZM198 168H199V165H198ZM233 168H234V166H233ZM240 168H241V166H240ZM243 168L246 169L245 166ZM249 168H250V166H249ZM135 169L137 171V172L135 171L136 173L134 172ZM163 169H161V170H163ZM177 169H178V171H177ZM228 169L229 168H227V170H226V168H225V174H227V175H223V178L227 177V179H228V177H229L228 176ZM244 169H241V170H243V172H244ZM212 170L210 168V171H212ZM218 170H217V172H218ZM42 171H44V170H42ZM213 171L211 173H213ZM217 172H216V174H217ZM1 174H2V171H1L0 175ZM39 174H41V172ZM153 174H154V172L152 173V175ZM162 174H163V172H162ZM198 174H199V176H198ZM5 175H3V178H4ZM42 175H43V173H42ZM152 175H151V178L153 177ZM161 175L158 176V178L161 177ZM218 176L220 177V175L218 174V175H216V178ZM28 177H29V179H28ZM163 177L159 178V179L161 180V179H163ZM165 177H166V175H165ZM241 177L238 176L237 178L239 179ZM245 177H246V175H245ZM139 178H142V179L139 180ZM149 178H150V176H149ZM151 178H150V180H152V181L155 180V179L153 180V178H155V177H153L152 179ZM158 178H156V179H158ZM216 178H214V180ZM225 178L223 179L224 182H226ZM4 179H1V180H4ZM221 179H219V181L217 180L219 183L217 181H210V185H212V183L216 182L218 184V186H220L219 184L221 183L220 181H222ZM253 179L257 181V179L254 177V174H253ZM1 180H0V182H2ZM6 180H8V179H6ZM32 180L33 181H31L30 183L34 182V177L32 178ZM158 180L156 182H158ZM199 180H201V179L197 180L198 183H199ZM8 182H9V184H8ZM10 182H11V184H10ZM140 182H142V181H140ZM161 182H162V180H161ZM224 182L222 181L223 184H224ZM4 183H6V181L2 182L3 186L0 184V187L5 189L4 185L6 186V184H4ZM147 183H148V181L146 182V187H149V190H151V193L153 194L155 191L159 192L157 190L159 188L157 187V189H156V186H158V185L160 186L163 182L162 183L159 182L160 184L159 183H158V185L155 184V186L153 185L155 187V190L153 189V192H152V189H150V187H152V185L148 186ZM216 183H214L215 185L213 184L214 187L216 186ZM12 184H14V186H12ZM106 184H107V185H105L106 188L110 190L111 186H112V182H108ZM136 184H137V187H136ZM141 184H144V183H141ZM172 184H173V182H172ZM251 184H253V182ZM168 185H169V182H168L166 188H165L164 185H162V187H164V189L166 190ZM210 185H209V187H210ZM201 186H200V189H201ZM218 186H216V188H214V189L216 190ZM17 187L14 190H17ZM30 187H33V185L30 186ZM113 187H115V186H113ZM10 188H9V191H11ZM26 188L27 187H25V189ZM172 188H174V187L172 186ZM223 188L221 187V190H218V191H224V190H222ZM4 189H3V195H5V197H4L5 201H8L6 199V195H7V198H8V197H10L11 193L9 191L6 192L7 189H5V192H4ZM140 189H142V188L140 187ZM168 189L166 191L169 192ZM175 189H176V187H175ZM218 189H220V188H218ZM14 190L11 191V192H15ZM27 190H28V188H27ZM143 190H142V192H144ZM160 190H161V187H160ZM212 190H213V188L210 189V191H212ZM218 191H217V193H218ZM0 192H1V188H0ZM157 192H155L154 195H156ZM205 192H206V190H205ZM205 192H203V193H205ZM22 193H23V190H22ZM22 193H20V198H21V195H23ZM173 193H172V195H174ZM200 193H201V191H200ZM207 193H205V195ZM24 194H25V191H24ZM159 194H161V193H158V196H159ZM163 194H166V192L164 191ZM213 194H214V192H213ZM216 194L211 195V196H214L213 198L210 197V195H209V197L216 201L217 200L215 198ZM220 194H221V192H220ZM220 194H219V197L217 196L218 198H220ZM16 195H17V193H16ZM221 195H223V194H221ZM252 195H251V197L254 196V195L253 196ZM13 196H14V194L11 196L12 200H11V197H10V201H12V202L14 201L13 199H16V197L14 198ZM158 196H157V198H158ZM232 196L233 195L231 194V198H232ZM234 196H236V195H234ZM238 196H239V194H238ZM248 196H246V192H245L244 198L248 197ZM170 197H171V199H170L171 201L169 200ZM154 198H156V197H154ZM204 198H207V196H205ZM49 200H50V198H49ZM208 200H210V199H208ZM236 200H237V198H236ZM58 201L56 203V206H58ZM151 201L153 202V200H151ZM158 201H159V199H158ZM238 201H239V199H238ZM13 204H14V202H13ZM152 204L151 205L155 207V202H153ZM209 205H211V204H209ZM209 205H207V206H209ZM4 207H5V209L7 208L6 206H4ZM236 207H237V205H236ZM18 208L19 207L17 206V209ZM208 208L211 209V207H208ZM246 208H249V207H245V209ZM212 209H213V207H212ZM1 210H3V209H1ZM63 210L65 211L64 208H63ZM206 210H208V209H206ZM240 210L244 211V208H242ZM179 211H183V210L180 209V210H178V212ZM213 211H214V209H213ZM246 211H247V209H246ZM60 212H62V211H60ZM60 212H59V214H60ZM209 212H211V211H209ZM206 213H208V212H206ZM5 214H6V210H5ZM18 214H20V213L18 212ZM177 215H175V216H177ZM213 215H214V213H213ZM206 216H208V215H206ZM164 218H165V220H164ZM225 219H227V218H225ZM23 220H25V222H27L26 219H23ZM163 220H164V225H163ZM210 220H212V219H210ZM28 221H30V220H28ZM206 221H208V220H206ZM15 222H17V221L15 220ZM54 222H55V220H54ZM170 222H171V219H170ZM174 222H176V220ZM52 223L53 222H51V224ZM167 224L169 225V222ZM11 225L13 226V224H11ZM11 225H9V226H11ZM173 225H175V224H173ZM7 226H8V224H7ZM168 227H170V226H168ZM43 229H45V228H43ZM51 230H53V229H51ZM133 231L135 233L134 243H132L133 236H131L132 234H130ZM7 232H9V231H7ZM54 232H53V237H54ZM156 232H159L160 236H157L158 233H156ZM50 233H51V231H50ZM154 233H155V235H154ZM161 233H165V235L161 234ZM47 235L48 234H46V236ZM41 236H39V237H41ZM43 236L45 237V235H43ZM4 237H5V235H4ZM34 240H36V239H34ZM53 242H55V241L53 240ZM53 242L51 241L52 244H53ZM21 243H23V242H21ZM25 243H26V241H25ZM199 246L205 247L206 249L203 250V251L200 250V248L197 249V247H199ZM57 249H58V247H57ZM144 249H147V250L149 249V251L147 253H144V252H142V250L144 251ZM124 251H127L128 254H126V252H124ZM53 252H51V253H53ZM129 253L134 255L132 259H129V257H128ZM85 254H89V253L86 252ZM146 255H147V257H146ZM84 257H86V255ZM98 257H100V255ZM245 258L243 260H245ZM51 259H52V257H51ZM68 259H69V257H68ZM102 259H100V263L101 264H102V262H101ZM49 260L50 259H48V261ZM17 261L18 260H16V262ZM96 261H99L98 258H96L95 264L97 263ZM211 262L212 261H210V264H211ZM237 262H239V261H237ZM254 262H256V261H254ZM92 263H93V261H92ZM100 263H97V264H100ZM217 263H219V261H217ZM222 263H220V264H222ZM241 263H243V262H241Z\"/></svg>",
	"mask_w": 264,
	"mask_h": 264
}]
</instances>
